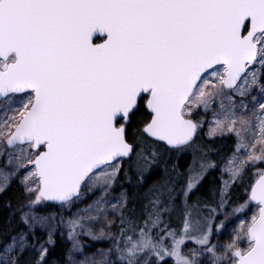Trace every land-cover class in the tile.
<instances>
[{"label": "snow or ice", "instance_id": "obj_1", "mask_svg": "<svg viewBox=\"0 0 264 264\" xmlns=\"http://www.w3.org/2000/svg\"><path fill=\"white\" fill-rule=\"evenodd\" d=\"M205 126L235 137L222 162ZM217 168L218 199L190 203ZM17 177L24 229L0 264H45L41 205L77 208L65 264H264V0H0V193ZM81 236L110 247L86 255Z\"/></svg>", "mask_w": 264, "mask_h": 264}, {"label": "trees", "instance_id": "obj_2", "mask_svg": "<svg viewBox=\"0 0 264 264\" xmlns=\"http://www.w3.org/2000/svg\"><path fill=\"white\" fill-rule=\"evenodd\" d=\"M202 135L200 134V137ZM203 143L209 144L214 151L210 153L211 157L214 160L221 161L223 158L230 155L235 148V138L234 136H225L222 138L209 139L204 138L203 136L200 138ZM218 153V155H217ZM192 155L190 153L182 154L177 163L180 172H184L188 165L191 163ZM123 174L121 173V177ZM219 177L220 171L219 168L210 170L209 174H206L203 181L199 185V190L193 195L192 200L189 202H193L197 198H201L204 200H210L214 196L217 198L218 196V186H219ZM164 178V173L162 170L157 169L154 172L148 174V179L144 185L145 188L151 186L152 184L162 181ZM251 182H254L255 176L252 175L250 178ZM183 182V178L181 181ZM123 187L125 189L129 188V183L127 180H121ZM120 190V187L117 186L116 192ZM239 195L244 194V190H239ZM27 200V197L24 195L22 185L15 179L10 182L9 187L5 190L4 193H0V245L4 244L8 241L11 235L16 234L18 231L23 230L24 226L20 223V212L18 211L21 204H24ZM11 203L12 207L8 208L6 205ZM179 203V201H178ZM134 207V203L132 201L129 202L128 208L131 209ZM136 214L139 215L142 211L141 204L136 202L135 204ZM60 210L59 206L56 205H41L36 208V212L39 214H54L57 216L58 211ZM167 220L168 218L165 217ZM11 221V226L6 227ZM116 225H119L118 217L115 218ZM170 226L172 228L179 227V220L177 219L176 213L172 214L170 220ZM116 227L113 228L115 232ZM36 236L40 238V240L46 239V231L37 229ZM31 241V237H29ZM55 244L51 246H47L49 248L48 255L45 259V264H65L66 261V253L68 249L71 247L70 241L67 239V234L62 231L61 227L55 232L54 235ZM83 242L85 245L84 252L86 255H91L96 252L97 249H106L110 247V241H92L87 237H83ZM114 258V257H113ZM37 259V254L34 251H26L23 257L25 264H33V261Z\"/></svg>", "mask_w": 264, "mask_h": 264}, {"label": "rangeland", "instance_id": "obj_3", "mask_svg": "<svg viewBox=\"0 0 264 264\" xmlns=\"http://www.w3.org/2000/svg\"><path fill=\"white\" fill-rule=\"evenodd\" d=\"M211 117H210V115H209V117H208V119H210ZM207 132V126H205V129H204V131L203 132H201L200 134L204 137V138H208L206 135H205V133ZM201 136V137H202ZM200 137V138H201ZM235 138V137H234ZM188 153H190V152H188ZM191 154V153H190ZM232 154V153H231ZM231 154L230 155H228V156H231ZM17 180L18 182H19V178L17 177V178H14L13 180ZM12 180V181H13ZM11 181V182H12ZM120 191V190H119ZM119 191H117V193L119 192ZM92 199H94V197L92 196V195H88L86 198H85V200H84V202L83 203H80L77 207L78 208H83V207H85L88 203H90L91 201H92ZM217 199H218V196H217ZM230 210V209H229ZM35 211H36V209H35ZM77 211V208L76 207H74V208H72L71 209V211H68V210H64V209H61L60 208V210L58 211V214H57V229H58V227H61V229H62V231L63 232H65L66 234H67V228L66 227H63V226H60L59 224H58V221H59V218H60V216H63L64 218H65V220L70 216V215H72V213H74V212H76ZM38 213V212H37ZM39 214V213H38ZM46 215V214H45ZM110 215V218H113V219H115L116 217L115 216H112V214L110 213L109 214ZM251 215V212H249L248 213V216H250ZM220 219H223V216H220L219 217ZM238 223V221L235 219V217H231L230 219H229V221L227 222V228H226V230L224 231V233H223V235L220 237V239L223 241V240H225V239H227V237H228V234L231 232V230H232V228H234L235 227V225ZM83 237L84 236H81L80 237V239L82 240V242H85V241H83ZM46 238H47V232H46ZM188 247H191L192 245H191V242H188V245H187ZM186 250V249H185ZM78 259H80V258H82V257H80V256H78L77 257ZM98 258V257H97Z\"/></svg>", "mask_w": 264, "mask_h": 264}]
</instances>
